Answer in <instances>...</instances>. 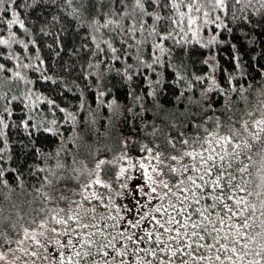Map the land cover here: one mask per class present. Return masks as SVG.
Returning <instances> with one entry per match:
<instances>
[{
    "label": "snow or ice",
    "instance_id": "1",
    "mask_svg": "<svg viewBox=\"0 0 264 264\" xmlns=\"http://www.w3.org/2000/svg\"><path fill=\"white\" fill-rule=\"evenodd\" d=\"M0 32V185L6 201L20 189L35 206L0 207V264H264V101L254 118L240 95L247 76L264 96V0H0ZM193 45L200 71L188 67ZM168 76L176 104L162 102ZM41 80L58 97L79 91V122ZM117 85L131 104L108 100ZM90 88L98 104L85 110ZM129 115L154 146L117 171L100 137ZM17 146L44 166L10 167Z\"/></svg>",
    "mask_w": 264,
    "mask_h": 264
},
{
    "label": "trees",
    "instance_id": "2",
    "mask_svg": "<svg viewBox=\"0 0 264 264\" xmlns=\"http://www.w3.org/2000/svg\"><path fill=\"white\" fill-rule=\"evenodd\" d=\"M13 30H18L19 33H22L23 30L19 29L18 25H14L13 26ZM86 30V29H85ZM0 35H6L5 32H0ZM80 35H83V31H81L79 34H74L69 32L67 36L64 37L65 42L69 45H71V43L79 42L80 39ZM5 46L0 45V48H3ZM14 48H16L17 51L21 50L22 46L20 45H14ZM200 48L199 45H193V56L191 58V60L189 61V70H195V71H200L202 69V65L199 63V59H198V49ZM45 55H48L47 52H45ZM220 57L222 62L224 60H227V55L225 54V51H221L220 52ZM49 63H54V61H49ZM29 75H31V73H29ZM239 79V78H238ZM167 81H168V85H169V91L162 97V102L165 104L171 103V104H176L175 100L172 97L171 94V88L172 87H178V85H172V78L171 76L167 77ZM247 81V83H246ZM240 83L244 84L246 91L244 93H240V95L243 96H247L248 97V106L249 109L255 108V112H254V118L258 117L260 115V103L261 101H264V96H261L258 89L260 88L259 84L253 83L247 76H245L243 79H240ZM206 86V85H205ZM36 87L38 89H41L44 91V94L57 99V102L60 103L62 106L64 105H68L69 106V110L73 111L74 114L77 115V121L79 122L82 119L83 114H86L83 110H81L80 113L76 112V109L74 107H72L73 105H75L77 103V101L75 100V96L79 95V91L76 89H72V90H64L65 94L61 95V96H57L56 91L52 90L51 86V82H46V81H39V83L36 85ZM71 87V86H70ZM93 93V95H89V93ZM95 89L94 88H90L88 89L87 92L84 93L85 96V110L89 108V106L92 109H96L97 108V104L98 102L95 100ZM113 98H116L118 100V102L120 104H131V98L127 97L125 95V89L120 87L119 85H117V87L115 89H112V95L108 97V100H112ZM103 99V97L101 98ZM212 99H219L217 96L213 95ZM178 108H183L184 105L183 104H179L176 105ZM216 107H219V104L216 105ZM240 108H241V112L244 109V104L243 102H241L240 104ZM100 120L99 123L97 124L96 127H98L100 129L101 132L104 131V125L108 124V120L107 117L109 116V110H108V105L107 103H104L101 107H100ZM64 114L63 113H57L56 114V118L59 120ZM149 117L151 116V113L148 114ZM240 113L237 114V116L239 117ZM247 118V117H245ZM136 125H139V129L133 125L132 123V118L129 115L128 117V122L127 123H121L118 120H116L115 118L113 119L112 122V126L110 127V129L108 130L109 134L107 136H101L100 140L106 144L109 148L112 149L111 152H107L105 153V157L108 160H111L113 157H115L117 159V164L114 166L115 170H119V166L120 164H124L125 166H127L129 164V162H131L134 165H139V162L143 159L145 160V162H148L147 157L148 154L146 152H141V148L147 144L149 146H154V141L153 138L147 134L146 131H144V126L140 123L139 119L136 120ZM80 127H83V125H80ZM250 127L251 126V122H250ZM62 129H68L69 133L71 134V121H68L66 123H64L63 125H61ZM167 129L164 128L161 131H158L156 133L155 136V141H159L161 143V146H164V132H166ZM50 135V134H49ZM60 137H56L55 138V142L52 143L50 146H48L47 142H45V147L44 150L45 151H50L52 149H54L57 145V143L60 141ZM86 139L89 142H95L96 141V137L91 135L90 133L86 136ZM3 145L0 144V147H2ZM70 147H73L71 144L69 145ZM121 148H123V151L127 153V159H123L121 160L119 157V153L121 151ZM15 154L18 157V159H15L13 161V163L10 165V167H16V168H20L21 171H23L28 165L33 164L34 162H38L40 164L41 167L44 166L43 161H35L34 157L29 153L27 155V157H25L24 155H22L20 153L19 147L17 146L15 148ZM152 163H155V161H151ZM234 171V169H233ZM17 173H12L11 176H16ZM41 175H43V173H41ZM239 175V174H237ZM11 176L9 177V179H11ZM26 182L28 183L29 187H31L33 180L31 177H27V175L25 176ZM64 187L61 188V191L67 195V196H71L72 193L71 191H69V189L71 188H75L76 187V182L74 180H67L64 181ZM38 186V185H37ZM6 190L3 188V185H0V207H7L9 203L12 202H18L19 203V207L21 209V213H31V210L35 207L34 205H32V207L30 208L29 205L25 202L27 200H29L31 197L29 195H27L26 193L24 195H21L20 189H17L15 193H13L11 201H6L4 199V194H5ZM238 196H242L244 195L243 193H237ZM230 204L234 203L233 201H229ZM83 214V213H82ZM87 219V217H85ZM24 222V221H21Z\"/></svg>",
    "mask_w": 264,
    "mask_h": 264
}]
</instances>
